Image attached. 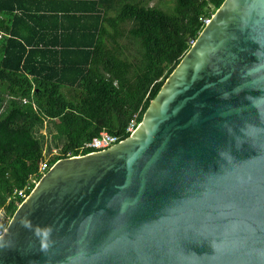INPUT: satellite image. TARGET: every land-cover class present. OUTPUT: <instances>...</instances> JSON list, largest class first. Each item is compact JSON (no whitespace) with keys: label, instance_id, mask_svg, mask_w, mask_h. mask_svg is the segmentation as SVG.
<instances>
[{"label":"water","instance_id":"obj_1","mask_svg":"<svg viewBox=\"0 0 264 264\" xmlns=\"http://www.w3.org/2000/svg\"><path fill=\"white\" fill-rule=\"evenodd\" d=\"M0 264H264V0H225L142 121L58 160Z\"/></svg>","mask_w":264,"mask_h":264},{"label":"trees","instance_id":"obj_2","mask_svg":"<svg viewBox=\"0 0 264 264\" xmlns=\"http://www.w3.org/2000/svg\"><path fill=\"white\" fill-rule=\"evenodd\" d=\"M150 1L0 0V208L11 218L24 201L15 190L58 160L92 152L103 131L130 136L225 0Z\"/></svg>","mask_w":264,"mask_h":264},{"label":"built area","instance_id":"obj_3","mask_svg":"<svg viewBox=\"0 0 264 264\" xmlns=\"http://www.w3.org/2000/svg\"><path fill=\"white\" fill-rule=\"evenodd\" d=\"M210 21V19H206L205 22L206 24ZM138 115H135L134 118L132 119V121L130 122L127 131L130 133H133L135 131V129L137 128V126L140 124L138 121ZM122 141V139L119 136L116 135H112L110 133H108L107 131H103L101 132L100 136L95 137L91 142L87 143L85 145L84 149H91L92 152H96V151H101V150H105L111 146H113L114 144L118 143ZM90 152V153H92ZM47 165L45 163L42 164V171L46 170ZM38 183V179L37 178H33L32 181H30V183L27 185L26 188L23 189H16L15 190V194H18L20 197L22 198H26L27 195V190L31 189L32 184L37 185ZM3 211V208H0V213ZM11 217L9 215L7 216H2L0 219V237L3 236L6 232V229L11 221Z\"/></svg>","mask_w":264,"mask_h":264},{"label":"rangeland","instance_id":"obj_4","mask_svg":"<svg viewBox=\"0 0 264 264\" xmlns=\"http://www.w3.org/2000/svg\"><path fill=\"white\" fill-rule=\"evenodd\" d=\"M151 6H154V5H158L162 8H165V9H170L171 7H173V0H151L150 3H149ZM130 26L127 25V28H129ZM43 134H45L47 136V143H49V146H52L53 147V150L52 152L54 154H58L60 153V148L62 147L64 141L62 139H58V141L54 142V140L52 139V135H53V132H51V129H50V124H48L47 128H43L42 131ZM51 152V153H52ZM8 214L5 212V209H3V211L0 213V219L1 217L3 216H7Z\"/></svg>","mask_w":264,"mask_h":264}]
</instances>
